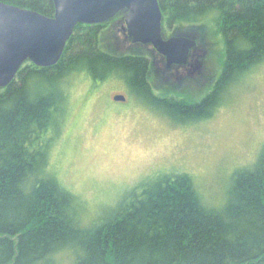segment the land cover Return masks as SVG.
<instances>
[{"label":"trees","instance_id":"16d2710c","mask_svg":"<svg viewBox=\"0 0 264 264\" xmlns=\"http://www.w3.org/2000/svg\"><path fill=\"white\" fill-rule=\"evenodd\" d=\"M0 1L54 12L51 0ZM158 3L168 26L212 20L217 27L221 67L202 98L157 94L146 58L112 55L101 47L99 30L82 23L56 64L27 63L0 88V264H264V142L252 163L228 173L218 200L205 197L190 173L175 170L87 213L51 164L78 78L115 77L131 98H147L186 121L210 117L232 85L264 62V0Z\"/></svg>","mask_w":264,"mask_h":264},{"label":"rangeland","instance_id":"374dc122","mask_svg":"<svg viewBox=\"0 0 264 264\" xmlns=\"http://www.w3.org/2000/svg\"><path fill=\"white\" fill-rule=\"evenodd\" d=\"M193 29L203 48L200 67L179 85L162 81L150 68L157 94L194 101L211 88L221 67L222 40L212 20ZM240 79L210 117L185 121L147 98L128 93L124 103L111 99L124 94L115 77L95 83L78 78L51 164L87 213L112 204L152 175L175 170L190 173L205 197L218 200L228 173L252 163L264 142V62Z\"/></svg>","mask_w":264,"mask_h":264},{"label":"water","instance_id":"95a60500","mask_svg":"<svg viewBox=\"0 0 264 264\" xmlns=\"http://www.w3.org/2000/svg\"><path fill=\"white\" fill-rule=\"evenodd\" d=\"M52 16L0 1V88L11 83L25 60L39 67L58 62L77 24L106 21L126 10L128 33L134 41L150 42L168 63L183 62L193 41L163 39L157 0H51ZM122 101L125 97L115 95Z\"/></svg>","mask_w":264,"mask_h":264},{"label":"flooded vegetation","instance_id":"af4514ba","mask_svg":"<svg viewBox=\"0 0 264 264\" xmlns=\"http://www.w3.org/2000/svg\"><path fill=\"white\" fill-rule=\"evenodd\" d=\"M125 17L126 10H121L106 21L84 25L96 27L97 30H99L101 47L108 50V52L112 55L117 57L125 55H140L146 58L149 61L150 68H152L155 73L159 74V78H161L162 81L172 84L173 81L176 80V85H179L184 78L186 80H191L194 72H196L200 67V56L203 53V48H201V45L194 38L196 37V34L192 25H183V23L178 25L172 23L171 26H168L162 13L161 35L163 39L166 40L170 37H181L193 41V45L189 47L186 58L183 62L168 63L166 57L157 51L152 43L133 40L132 36L128 33ZM27 63L32 62L25 60L19 70ZM148 75L149 71L147 77ZM148 80L151 83L152 80L149 77ZM123 91L124 94L114 93L111 96V99L115 100L114 96L121 94L125 97V99L118 102H126L128 98V91L124 86ZM202 96H204V94ZM202 96L200 98H202Z\"/></svg>","mask_w":264,"mask_h":264}]
</instances>
